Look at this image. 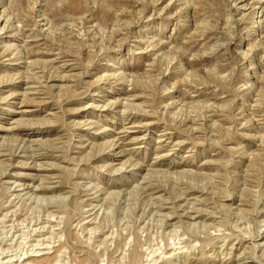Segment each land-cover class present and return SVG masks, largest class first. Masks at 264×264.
Instances as JSON below:
<instances>
[{"label": "rangeland", "instance_id": "374dc122", "mask_svg": "<svg viewBox=\"0 0 264 264\" xmlns=\"http://www.w3.org/2000/svg\"><path fill=\"white\" fill-rule=\"evenodd\" d=\"M0 264H264V0H0Z\"/></svg>", "mask_w": 264, "mask_h": 264}, {"label": "bare ground", "instance_id": "6f19581e", "mask_svg": "<svg viewBox=\"0 0 264 264\" xmlns=\"http://www.w3.org/2000/svg\"><path fill=\"white\" fill-rule=\"evenodd\" d=\"M125 152V151H124ZM116 157V156H115ZM149 196V195H148ZM182 197V196H181ZM42 201V200H41ZM148 207V206H147ZM187 213V212H186ZM45 214V213H44ZM195 214V213H194ZM186 216V215H185ZM188 216V215H187ZM89 221V220H88ZM42 229V228H41ZM7 234V233H6ZM200 234V233H199ZM19 235V234H18ZM93 237V236H92ZM263 244V242H262ZM28 250V249H27ZM37 253V252H36ZM149 254V253H148ZM234 254V253H233ZM67 263V262H66Z\"/></svg>", "mask_w": 264, "mask_h": 264}]
</instances>
